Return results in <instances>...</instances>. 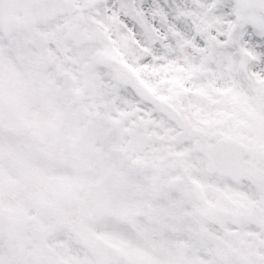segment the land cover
Listing matches in <instances>:
<instances>
[{"label": "snow or ice", "instance_id": "snow-or-ice-1", "mask_svg": "<svg viewBox=\"0 0 264 264\" xmlns=\"http://www.w3.org/2000/svg\"><path fill=\"white\" fill-rule=\"evenodd\" d=\"M0 264H264V0H0Z\"/></svg>", "mask_w": 264, "mask_h": 264}]
</instances>
